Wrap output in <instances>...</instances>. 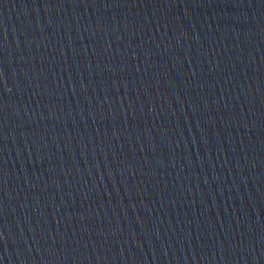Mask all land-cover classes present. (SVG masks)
Masks as SVG:
<instances>
[{"label": "water", "instance_id": "water-1", "mask_svg": "<svg viewBox=\"0 0 264 264\" xmlns=\"http://www.w3.org/2000/svg\"><path fill=\"white\" fill-rule=\"evenodd\" d=\"M0 264H264V0H0Z\"/></svg>", "mask_w": 264, "mask_h": 264}]
</instances>
